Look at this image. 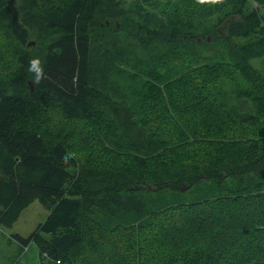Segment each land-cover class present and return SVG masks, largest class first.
<instances>
[{
	"label": "trees",
	"instance_id": "16d2710c",
	"mask_svg": "<svg viewBox=\"0 0 264 264\" xmlns=\"http://www.w3.org/2000/svg\"><path fill=\"white\" fill-rule=\"evenodd\" d=\"M5 42L0 234L48 210L20 253L264 264V0H0Z\"/></svg>",
	"mask_w": 264,
	"mask_h": 264
},
{
	"label": "rangeland",
	"instance_id": "374dc122",
	"mask_svg": "<svg viewBox=\"0 0 264 264\" xmlns=\"http://www.w3.org/2000/svg\"><path fill=\"white\" fill-rule=\"evenodd\" d=\"M48 34L54 35L53 33ZM5 43L4 45L0 43V69L3 66L8 68L9 64H12L11 68L15 65L13 57H11V51L14 50L16 43L11 42L10 45L7 42ZM35 45L36 43L33 46ZM47 215L48 210L40 201L36 200L23 211L13 227L7 228L0 234V264H13L16 259H19L21 264H40L38 246L32 244L20 253L19 242L13 239L12 234L28 236L38 223L46 219ZM91 257L96 258L95 256Z\"/></svg>",
	"mask_w": 264,
	"mask_h": 264
},
{
	"label": "clouds",
	"instance_id": "9594fccd",
	"mask_svg": "<svg viewBox=\"0 0 264 264\" xmlns=\"http://www.w3.org/2000/svg\"><path fill=\"white\" fill-rule=\"evenodd\" d=\"M197 2L201 4L208 3L216 5L222 3L223 0H197ZM27 71L32 74L34 83H39L41 80L46 78V73L44 72V68L39 57L33 56L29 58Z\"/></svg>",
	"mask_w": 264,
	"mask_h": 264
},
{
	"label": "crops",
	"instance_id": "0c3cea01",
	"mask_svg": "<svg viewBox=\"0 0 264 264\" xmlns=\"http://www.w3.org/2000/svg\"><path fill=\"white\" fill-rule=\"evenodd\" d=\"M39 253H40V251H39Z\"/></svg>",
	"mask_w": 264,
	"mask_h": 264
}]
</instances>
